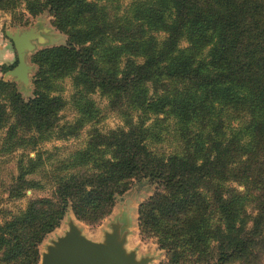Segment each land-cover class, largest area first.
I'll use <instances>...</instances> for the list:
<instances>
[{
	"label": "trees",
	"instance_id": "16d2710c",
	"mask_svg": "<svg viewBox=\"0 0 264 264\" xmlns=\"http://www.w3.org/2000/svg\"><path fill=\"white\" fill-rule=\"evenodd\" d=\"M24 3L33 16L49 11L68 39L32 55L31 97L0 78V164L14 156L18 172L7 194L53 188L0 223V264H39L69 209L98 224L143 178L158 188L139 207L140 234L167 264L260 262L264 0H0V10ZM94 94L124 124L93 127L83 148L51 163L46 143L99 121ZM68 105L77 117L63 122Z\"/></svg>",
	"mask_w": 264,
	"mask_h": 264
},
{
	"label": "rangeland",
	"instance_id": "374dc122",
	"mask_svg": "<svg viewBox=\"0 0 264 264\" xmlns=\"http://www.w3.org/2000/svg\"><path fill=\"white\" fill-rule=\"evenodd\" d=\"M124 5L130 3L131 0H122ZM0 22L5 26V29L16 30H30L34 29L42 36V40H35L36 49L28 54L29 63L33 66L29 81L23 83L22 81H16L12 78H5V73L0 69V78L4 80H10L17 84L19 91L25 98H29L33 95L34 91V79L38 67L31 61L32 55L43 48L52 47L56 45L65 44L67 42V35L61 32L54 24V17L45 11L37 16L29 14L25 9V3L14 11L0 10ZM163 37V34H159ZM9 45H12L9 41ZM183 46L186 43L182 42ZM16 56V60H17ZM15 60V61H16ZM18 61V60H17ZM16 63V62H15ZM10 66V65H9ZM9 71V70H8ZM64 85L63 94L65 97L70 98L73 94L72 80L67 78L62 83ZM93 98L101 108L102 114L99 117V121L87 125L81 130L79 135L70 137L64 140L55 139L44 145V149L52 151L53 156L51 163H57L60 159L69 157L75 150L83 148L89 138V133L93 127H97L101 130L108 131L116 129L123 125V119L117 112L111 110L108 106V100L99 95L94 94ZM62 121H73L77 117V110L71 105H68L61 113ZM236 125V123H234ZM35 153H32L34 156ZM8 165L5 163L0 164V195L3 198L0 206V223L9 218L11 213H16L21 209L27 207L29 202L38 197L51 196L53 193L52 185L47 184L45 188L30 189L26 195L20 198H10L8 196V187L13 182L14 177L17 176V168L15 166V157ZM41 179L42 176H35ZM43 179V178H42ZM158 186L156 183L151 182L147 178L135 179L127 192L119 196L111 214L103 219L100 223L95 225H89L80 219H78L71 209L68 210L61 225L53 232L49 233L39 246L40 254L47 250V247L52 244L58 237L64 235L69 229L70 222H75L82 229L84 234L96 241L104 240L105 233L112 230V224L120 222L123 227L129 232L128 248L135 249L138 252L139 257L151 256L153 261L150 264H167L168 256L166 251L161 248L156 238L143 239L140 234L139 227V207L141 203L147 201L150 196L154 194ZM264 255V254H262ZM263 257V256H262ZM41 263V259L39 264ZM257 264H264V258Z\"/></svg>",
	"mask_w": 264,
	"mask_h": 264
},
{
	"label": "water",
	"instance_id": "95a60500",
	"mask_svg": "<svg viewBox=\"0 0 264 264\" xmlns=\"http://www.w3.org/2000/svg\"><path fill=\"white\" fill-rule=\"evenodd\" d=\"M17 50L18 63L7 71L6 78L27 83L33 66L28 54L36 49L35 40H42L36 30H7ZM129 232L118 222L105 233L104 240L87 237L75 222L66 233L52 242L42 253L40 264H150L153 257H139L137 250L128 248Z\"/></svg>",
	"mask_w": 264,
	"mask_h": 264
},
{
	"label": "crops",
	"instance_id": "0c3cea01",
	"mask_svg": "<svg viewBox=\"0 0 264 264\" xmlns=\"http://www.w3.org/2000/svg\"><path fill=\"white\" fill-rule=\"evenodd\" d=\"M9 41L11 42L12 45H9ZM16 56H17V50L15 44L11 39H9L7 35V29H5V26L2 25L0 22V66L10 65L11 68L9 70H11L18 63L17 61L18 59L16 60ZM7 71L4 72L5 78Z\"/></svg>",
	"mask_w": 264,
	"mask_h": 264
}]
</instances>
